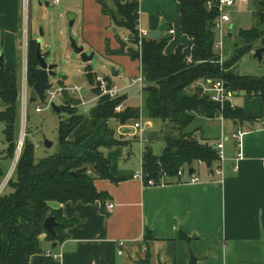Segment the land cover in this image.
<instances>
[{
	"label": "crops",
	"instance_id": "obj_1",
	"mask_svg": "<svg viewBox=\"0 0 264 264\" xmlns=\"http://www.w3.org/2000/svg\"><path fill=\"white\" fill-rule=\"evenodd\" d=\"M103 1L108 7H113L112 0ZM137 9L138 29H145L150 34L156 32L162 23L166 25V29L160 33V37H168L165 53H172L182 46V51L186 55L190 54L192 38L182 33L179 27V0H138ZM22 11V0H0L1 67L16 73L19 69V75L23 57H27L22 41L37 40L30 36V28L28 35L22 36ZM63 11L74 15V23L78 18L80 34L86 46L102 49L103 41L108 39L107 46L113 49L111 53L120 48L116 33L106 30L116 27L112 26L109 16L102 12L97 0H68ZM61 17L60 12L59 21ZM59 24L52 25L49 20L47 41ZM170 27L174 30L173 34L169 33ZM62 29L54 39L58 47L66 46ZM121 32V38L124 39L127 32ZM51 46V42L45 43V48ZM254 49L249 53H253ZM262 61L264 55L259 62ZM134 63L135 72L132 68H127L125 72L130 76V83L124 85L121 91L126 106H129L126 103V90L136 84L142 96L144 86L132 83L139 73V61L134 60ZM251 66V70L245 73L234 72L264 82V64L256 66L251 63ZM59 85L69 87L64 81ZM89 90L92 96L88 101H96L97 105L99 98L94 92V85ZM233 92L230 102L243 114L242 120L220 117L219 114L213 117L197 114L184 128V133H190L201 143L215 148L216 159L211 163L212 166L204 161L193 160L189 166L184 165L180 178L165 177L168 183L164 185L146 186L134 178V174L142 166L144 150L147 147L151 149L148 141L160 137L163 139L162 127L167 125L166 122L147 117L141 111L142 107L137 118L125 123L118 119L117 129L123 133L119 139L122 144L100 148L109 160L108 169L112 177H96L93 182L96 190L105 192L107 198L104 202L96 200L92 203L50 201L49 206L58 210L69 224L62 229V239L55 242L53 250V241L44 239L41 243L42 252L32 255L31 261L41 264H142V261L145 264H189L190 261L193 264H264V99L258 93ZM61 97L64 99L62 105H73L67 101V93ZM74 112L81 115L75 109ZM90 112H87L86 118L82 115L83 121L67 137L69 143L59 144L58 152L79 157L88 145L104 135L109 118L99 121L78 145L71 144L74 134L89 124ZM136 120L141 123L142 139L134 136L136 131L130 126ZM158 120L162 122L161 125ZM151 122L160 125L159 132L150 131L152 128L147 125ZM238 128L244 131L240 147L232 136ZM114 135L119 138L115 132ZM132 139L139 145L133 146ZM219 142L223 144V160H220L216 146ZM164 146L165 143L159 154L153 153L160 155ZM239 151L243 158L236 161ZM218 167L222 170L220 175L215 173ZM190 168L192 172H189ZM191 176L198 180L190 182ZM106 203L113 204L110 211H105ZM48 252L52 255H48Z\"/></svg>",
	"mask_w": 264,
	"mask_h": 264
},
{
	"label": "trees",
	"instance_id": "obj_2",
	"mask_svg": "<svg viewBox=\"0 0 264 264\" xmlns=\"http://www.w3.org/2000/svg\"><path fill=\"white\" fill-rule=\"evenodd\" d=\"M97 1L101 4L102 12L109 16L112 26L126 30V53L132 60L139 61L144 77L141 111L147 117L161 119L167 124L162 134L165 143L162 153L155 155L148 147L143 152L144 178L157 183L162 174L173 177L179 168L189 166L193 160L211 164L216 159L215 148L201 143L190 133H184V128L197 114L213 117L221 112L224 117L233 120H242L244 116L239 109L229 104L219 111L216 103L190 89V84L198 78L222 79L231 90L258 93L264 99V82L261 79L239 76L234 72L235 64L244 53L264 46V0H252L255 5V23L249 29L239 31L237 40L232 43V55L229 59L225 58L222 65L218 63L214 49L213 24L217 11L208 9L206 0H179L180 31L192 38L190 62L186 60L187 55L182 51V46L172 53L164 52L168 37L142 38L138 50L137 1L112 0L113 7H108L103 0ZM27 46L28 62L36 66V40L29 39ZM226 48L227 43L224 53ZM87 75L94 85L93 73ZM33 83L34 78L28 73L31 99H37L32 89ZM94 92L97 93L95 87ZM124 99L123 95L115 99L100 97L90 112L89 124L74 134L71 144L78 145L103 119L115 118L125 123L137 118L138 108L126 106L123 111H115V106ZM0 100L3 105L0 121L4 124L3 134L7 143L5 156L12 160L18 144V83L17 73L3 67L0 68ZM67 107L60 106V111L69 109L68 112L72 114L59 121V144L69 143L67 137L83 118L82 115L73 114L74 110ZM166 126L170 129L166 130ZM120 144L122 141L106 128L104 135L88 145L79 157L56 152L36 159L35 145L26 135L5 191L3 189L0 193V264H41L32 262L31 256L42 252V240L56 242L62 239L61 231L69 221H65L58 210L49 206L50 201L104 202L107 194L96 190L94 178L111 179L112 176L108 169L109 160L100 148ZM4 175L0 167V177ZM50 215L57 222L54 226L55 235L43 226L45 218ZM142 264L145 262L142 261ZM189 264H193L192 261Z\"/></svg>",
	"mask_w": 264,
	"mask_h": 264
},
{
	"label": "rangeland",
	"instance_id": "obj_3",
	"mask_svg": "<svg viewBox=\"0 0 264 264\" xmlns=\"http://www.w3.org/2000/svg\"><path fill=\"white\" fill-rule=\"evenodd\" d=\"M45 1H48V5H45ZM68 0H59L57 4L52 3L51 0H27L26 5L23 7L22 11V18L27 17L28 20V29L27 33H24L23 26L21 28L22 30V36L28 35V30L30 28V36L33 38H40L39 37V24L42 23L43 30L45 32V36H42L40 39L41 41V54L45 56V59L48 63L56 64V67L54 68L55 75L49 76L48 81L52 83L53 87L59 86L63 81L67 83L69 86L73 85H81L82 90L80 93V96L83 100L86 101L84 105H81L80 103V96L78 94L71 93L70 91L66 92L67 95H69V98L67 101H69L73 105H67V108H70L72 110L75 109L77 113L81 114L86 118L87 112L91 111L94 106L96 105V101H88V99L92 96V92L89 90L90 86L92 85L89 81V77L87 73L91 72L93 73L94 78L98 75L100 76H106L109 79H112L116 84L119 86L125 87L124 85L129 84L130 82V76L128 77L126 75V69H133V73L136 70L134 60H132L129 55L125 52L113 54L111 53V50L107 46L108 39L104 40V48L100 49L98 47H94L91 49V47L86 46L82 40L81 34H80V27H79V20L76 19L75 23L71 27H69V21L70 16L69 13H67L64 10V5ZM23 3V2H22ZM75 4V3H73ZM79 6V3H78ZM25 11V14H24ZM27 11V13H26ZM230 16V21L227 22L224 25V30L227 31V27L229 25H232L233 32L231 34H224L225 37V46L227 43V48L224 53V59L228 58L232 55V52L234 50V47L232 46V43L234 40H237L238 33L241 30L249 29L254 23V14H255V5L254 1L249 0V2L246 3H235L234 6H231L227 8L226 10ZM62 13L61 21H59V13ZM71 15V14H70ZM51 20L52 25L54 23L58 24V29L51 32V36L48 39V22ZM63 27V29H62ZM62 29V37L65 41L66 46H60L58 47V42L54 41L55 38H57V34L59 33V30ZM107 32H114L116 33V38L119 36L121 37L123 33V28H108L106 29ZM56 33V34H54ZM69 37H73L78 45L85 46L84 51L89 54L91 52H94V55L91 60L84 62L79 54H76L72 49L69 47ZM220 35L219 33H215V41H218ZM103 40V39H102ZM52 43V46L49 48H45V43ZM25 45V40L22 41ZM28 43V41H26ZM56 43V44H55ZM23 45V47H24ZM27 50V56H28V46H26ZM251 52V51H249ZM244 53L237 63L235 64L234 70L240 73H245L246 71L251 70L252 66L251 63H255L256 66L259 64H264V62H259L257 59L253 57V53ZM253 57V58H252ZM28 61V60H27ZM111 68H114L115 70H118V75L113 77L111 75ZM19 69L17 73V83H18V90L20 87V75H19ZM129 82V83H128ZM30 87V86H29ZM139 90L137 88V85H133L129 87L125 94L127 95L126 103L133 108L140 109L142 107V96L139 95ZM65 93V94H66ZM124 93V91H123ZM64 94V95H65ZM29 101L27 104V112H26V119H25V125H26V132L28 138L35 144L36 151L34 153V156L36 159L47 157L51 154H54L59 151V142H58V132H57V125L59 120H65L68 118L72 113H69V109H66V111H60L59 114H56L52 111L51 106H46L44 102H40L38 99H31L32 91L31 87L28 91ZM233 98V97H232ZM232 98L230 100H232ZM62 97L56 98L53 102L60 107L63 103ZM89 102V103H88ZM74 103L76 105L74 106ZM40 106L42 107L41 112H35V107ZM3 105L0 100V112L2 111ZM76 114V113H73ZM83 121V119H82ZM141 121L144 123V119L141 116ZM132 123V122H131ZM156 122H151L147 125V127H151L152 129L150 131H160V125L161 121L158 120L159 126L155 124ZM18 138L17 143L20 139V132H21V118H20V110L18 107ZM118 119L115 120V118H109L107 127L115 132L118 135V139L121 138L122 131L118 130ZM133 124V123H132ZM3 122L0 121V167L5 172V175L9 173V169L11 167V161H14V158L10 160L7 158L6 155V148L7 143L4 138L3 134ZM167 127V126H166ZM165 126L162 127L163 132ZM169 130L170 128L167 127ZM124 131V129H123ZM130 131V130H129ZM115 138H117L114 135ZM50 141L52 145L50 147H46L44 145V141ZM135 139H132L133 146L137 145V141ZM148 140H146L147 142ZM149 142V146H151L152 152L155 154H159L161 152V148L164 145L162 137L155 138L152 140V142ZM139 145V144H138ZM17 147V145H16ZM16 152V150H15ZM15 156V153H14ZM212 166V164H211ZM5 175L3 177H0V184L2 183L3 179H5ZM6 185V184H5ZM5 191V186H4ZM3 189L0 191V193L3 191ZM7 190V188H6Z\"/></svg>",
	"mask_w": 264,
	"mask_h": 264
},
{
	"label": "built area",
	"instance_id": "obj_4",
	"mask_svg": "<svg viewBox=\"0 0 264 264\" xmlns=\"http://www.w3.org/2000/svg\"><path fill=\"white\" fill-rule=\"evenodd\" d=\"M26 1L27 0H22L23 7L26 5ZM52 1L55 4L59 2V0H52ZM134 1L138 2V0H134ZM247 1L248 0H206V7L208 9H215L217 11V16L214 19L213 30L215 31V33H219L220 37L218 41L214 42V49L217 52L218 63L220 65H222L223 60H224V47H225L224 34L225 35L228 34V31L224 30V25L230 21V16L226 10L227 8L231 6H234L235 3L237 2L246 3ZM24 14H25V11H24ZM23 22H24L23 31L24 33H27V29H28L27 23L28 22H27V17H25V15L23 18ZM173 32L174 30L172 28L169 29L170 34H173ZM147 36H149L148 31H146L145 29H141V28L138 29V43H137L138 50L141 47L142 38H145ZM124 40L127 41V37H125ZM26 41L27 40L25 39V50L27 46ZM186 60L190 62L191 56L187 55ZM27 62H28L27 57L26 55H24L23 62H22V70L20 73V87H19V92H18L19 110H20V118H21V132H20L21 140L19 139L18 141L16 151L19 150V153L21 150V146L23 144L24 137L26 136V133H27L25 119H26V112H27V104L29 101L28 91L30 89L28 85ZM132 83H139L141 86L144 85V77L141 74L140 65H139V73L137 74L136 78L132 80ZM94 87L97 89V93H96L97 98L106 96L109 99H115L121 96V91L123 89L122 86H119L113 81H110L106 76H100V75L96 77ZM190 88L198 92L201 96H206L209 100L216 103L219 106V111H221L226 104H229L230 107H233V105L230 102V99L233 97L234 92L233 90H231L230 88L226 86V84L224 83L222 79L198 78L194 80L193 82H191ZM81 90H82L81 85H73L69 87H64L61 85L56 86V87L51 86L49 89L45 90L44 92L45 97H44L43 102L46 104V106H50L51 103H53V101L56 98L63 96L66 93V91L67 92L70 91L71 93L78 94L80 96ZM80 103L81 104L86 103L85 100L81 98V96H80ZM114 109L115 111L120 112L126 109V105L122 101L118 103ZM41 110H42V107L40 106L35 107L36 112H41ZM218 116L223 117V114L219 112ZM130 126L136 131V134H134V136L142 139L143 133L141 129L140 120H136ZM243 135H244V131H242L239 128L232 134L233 138L236 139L238 147L241 146ZM216 146L219 151V158L220 160H223V155L221 151L222 146H223L222 142H219ZM242 158H243V154L241 151H239L236 155L235 160L239 161ZM13 162L14 161H12L11 167L9 169L11 170L10 173L5 175V179H3L2 183L0 184V191L4 188L5 184L7 183L8 179L10 178L13 172V169L16 164V163L13 164ZM262 164L264 165V159H262ZM183 171H184L183 168H179L175 176H177V178H180ZM215 173L220 175L222 173L221 167H218ZM144 177H145V173L143 171V167L141 166V168L134 174V178L141 181L144 185L154 186V185H164L168 183L165 180V177H167L166 174H162L160 181L157 183L152 179H145ZM197 180L198 179L195 176H191L190 178V182H196ZM112 208H113L112 203H106L104 206L105 211H110ZM121 244L122 243L119 242L120 246ZM47 254L52 255L51 252H48Z\"/></svg>",
	"mask_w": 264,
	"mask_h": 264
},
{
	"label": "water",
	"instance_id": "obj_5",
	"mask_svg": "<svg viewBox=\"0 0 264 264\" xmlns=\"http://www.w3.org/2000/svg\"><path fill=\"white\" fill-rule=\"evenodd\" d=\"M45 5H48L47 2H45ZM70 21H69V27H71L74 23V15H70ZM231 25H229L228 27V33L231 32ZM166 29V25L164 23H162L158 30L154 33H150L149 37L153 38V39H158L160 37V33ZM44 35V30L42 27V23H40L39 25V36L40 38ZM38 38L36 40V50H35V54L37 57V65L34 66L32 65L30 62H27V71L28 73L34 78V83L32 85V89L35 92V94L38 97V100L40 102L44 101V92L45 90L49 89L52 86V83H50L48 81L49 76H54L55 72H54V68L56 67V64H52V63H48L45 59V56L43 54H41V39ZM118 42L120 44V48L117 50H114L113 53L114 54H118V53H123L125 51V47H126V41L121 38V37H117ZM69 47L72 49V51H74L76 54H79L81 59L84 62H87L89 60L92 59L94 52H91L89 54H87L84 51V46L82 45H78L76 40L73 37H69ZM264 55V47H258L256 49H254L253 52V57L256 58L258 61H261L262 56ZM0 68H1V62H0ZM111 75L113 77L118 75V71L115 70L114 68H111ZM51 109L53 112H55L56 114L60 113V107L58 105H56L54 102L51 103ZM44 145L46 147H50L52 145V143L50 141L45 140L44 141ZM189 172H192V168L189 169ZM57 222L55 221L54 216H47L44 220L43 226L44 228L51 233L52 235H55V230H54V226H56ZM56 246V243L53 242L51 245V249L53 250Z\"/></svg>",
	"mask_w": 264,
	"mask_h": 264
},
{
	"label": "bare ground",
	"instance_id": "obj_6",
	"mask_svg": "<svg viewBox=\"0 0 264 264\" xmlns=\"http://www.w3.org/2000/svg\"><path fill=\"white\" fill-rule=\"evenodd\" d=\"M20 140H21V139H20ZM18 154H19V150H17V151L15 152V156H14L15 158H14V162H13V164L16 163V161H17V159H18ZM12 167H13V165H12ZM10 171H11V170H10ZM10 171H9V173H10ZM9 173H8V174H9Z\"/></svg>",
	"mask_w": 264,
	"mask_h": 264
}]
</instances>
